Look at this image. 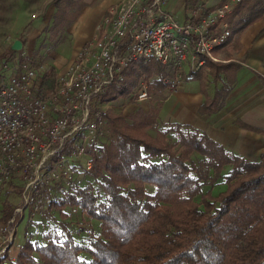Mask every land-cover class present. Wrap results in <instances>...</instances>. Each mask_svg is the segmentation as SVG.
<instances>
[{
    "label": "trees",
    "instance_id": "trees-1",
    "mask_svg": "<svg viewBox=\"0 0 264 264\" xmlns=\"http://www.w3.org/2000/svg\"><path fill=\"white\" fill-rule=\"evenodd\" d=\"M52 6L42 33L54 48L85 4L53 0ZM263 14L264 0H241L225 16L229 36L213 53L236 45ZM11 53L9 45L6 55ZM232 66L206 60L192 76L200 79L207 70L214 83H221L212 97H204L199 115L221 109L230 91L227 71ZM53 74L52 68L38 74L42 93L50 89ZM165 75L156 63H136L119 85L104 92L100 101H112L129 88L138 91L141 83L154 106L145 113L137 108L127 116L107 114L106 142L88 152L90 168L85 173L97 189L76 182L47 204L45 214L54 210L66 219L63 209H75L86 222L96 223L97 234L88 230V245L76 243L64 223L59 232L43 235L42 244L24 231L22 244L11 258L7 253L0 256V264H264V155L249 162L192 127L158 123L161 101L169 93ZM220 179L225 189L212 197L210 189ZM203 186L207 190L202 191ZM10 215L11 207L4 203L1 223ZM81 254L89 259H81Z\"/></svg>",
    "mask_w": 264,
    "mask_h": 264
},
{
    "label": "built area",
    "instance_id": "built-area-1",
    "mask_svg": "<svg viewBox=\"0 0 264 264\" xmlns=\"http://www.w3.org/2000/svg\"><path fill=\"white\" fill-rule=\"evenodd\" d=\"M241 0H194L188 18L175 20L165 0H121L107 9L94 38L81 46L65 71L42 93L38 70L22 62L0 64V187L15 180L18 201L0 225V256L12 245L17 222L45 216L48 202L68 192L90 168L88 152L106 142L107 109L100 101L136 63H156L169 92L184 68L197 72L229 36L225 16ZM135 103L149 99L145 87ZM87 157L85 160L83 158Z\"/></svg>",
    "mask_w": 264,
    "mask_h": 264
},
{
    "label": "crops",
    "instance_id": "crops-1",
    "mask_svg": "<svg viewBox=\"0 0 264 264\" xmlns=\"http://www.w3.org/2000/svg\"><path fill=\"white\" fill-rule=\"evenodd\" d=\"M120 1L83 0L85 6L80 14L65 29L62 42L48 55L49 68L53 69L54 76L66 70L81 46L94 38L96 27L107 9ZM188 1L192 2L168 0L164 9L185 21L191 10L186 9V3L191 4ZM40 2L41 9L32 13V19H26L18 33L23 34L29 25L30 35H37L49 23L54 12L53 0ZM20 12L24 13V9ZM14 40L17 39L12 38L9 45ZM212 55L216 59L214 63L234 64L227 71L231 85L221 109L208 116L198 114L204 97H212L214 90L221 87V83L212 81L207 70L203 71L200 79L192 78L203 68V64L195 73L185 72L177 89L169 92L161 101L157 121L192 127L225 151L256 162L264 155V14L239 36L236 45L230 44L215 54L212 51ZM148 108L144 106L140 109L145 113Z\"/></svg>",
    "mask_w": 264,
    "mask_h": 264
},
{
    "label": "rangeland",
    "instance_id": "rangeland-1",
    "mask_svg": "<svg viewBox=\"0 0 264 264\" xmlns=\"http://www.w3.org/2000/svg\"><path fill=\"white\" fill-rule=\"evenodd\" d=\"M40 1L41 0H0V64L2 60H7L12 63L13 67L16 66V60L19 53L13 52L9 55H6V49L9 46L10 40L12 38H16L22 43L21 51L23 53V63L32 69L38 70V74L45 72L50 67L48 63V55L55 48H53L52 42L47 41L46 34L40 32L37 35H30L31 31L29 25L23 34L18 33L19 27L25 24L26 19L28 17L32 19V13H35L41 9L42 4ZM166 1L168 0H165V3ZM188 2L191 3H186V9L189 10L192 6V2ZM22 9H24V13L21 14L20 11H22ZM166 12H168L178 22L184 21L183 19L173 15L171 12L167 10ZM184 71L187 74L186 68H184ZM140 85L144 87L141 83L139 86ZM137 89L138 87L133 90L129 88L122 95H118L114 100L104 102L102 106L108 108L107 114L127 116L128 114L134 112L137 108H142L144 106L149 107L150 105L154 106V101L151 102L150 99L140 103L143 105L142 107H140V104L135 103L133 101V96L134 93H137ZM86 158L87 157L83 158V160ZM192 158L193 160L196 159L195 156H192ZM227 170L228 169L225 168L221 175H225ZM75 180V183L77 182L80 187L90 185L92 190L95 191L97 189L96 184H94L90 178L85 176V173L79 172L78 175L75 176ZM222 180L223 179L218 180L215 186L211 187L210 195L212 197H215L218 193L225 189V186L222 184ZM15 188V180H12L6 186L0 187V213L2 211V205L7 203L11 207L12 215V209L18 201V193L15 191ZM205 190H207V186L202 187V191ZM195 200L198 201V198H195ZM62 212L64 215H68L66 219H63L56 211L52 210L51 212L45 214L43 221H41L42 219L38 217L28 218L27 214L25 213L16 224L12 245L6 252L10 255V258L12 250H15L17 246L22 244L24 239V231H26V235L30 240L42 244V236L47 232H59V225L63 223L67 227L68 232L71 234L73 240L76 243L87 246L90 241V238L88 237V230L91 228L92 230H90L92 231L93 235L97 234L98 232L96 223L89 224L86 222V219L79 215L78 211L75 209L64 208ZM0 225H2L1 220ZM81 259L88 260L89 256L86 254H81Z\"/></svg>",
    "mask_w": 264,
    "mask_h": 264
},
{
    "label": "water",
    "instance_id": "water-1",
    "mask_svg": "<svg viewBox=\"0 0 264 264\" xmlns=\"http://www.w3.org/2000/svg\"><path fill=\"white\" fill-rule=\"evenodd\" d=\"M21 43L18 40H14L11 45H10V49L13 52H19L21 50Z\"/></svg>",
    "mask_w": 264,
    "mask_h": 264
}]
</instances>
